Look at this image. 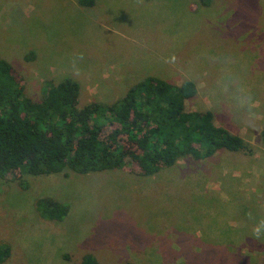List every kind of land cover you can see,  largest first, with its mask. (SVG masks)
Instances as JSON below:
<instances>
[{
	"label": "rangeland",
	"instance_id": "rangeland-1",
	"mask_svg": "<svg viewBox=\"0 0 264 264\" xmlns=\"http://www.w3.org/2000/svg\"><path fill=\"white\" fill-rule=\"evenodd\" d=\"M0 56L35 101L48 82L77 81L80 107L150 76L191 80L187 111L211 110L251 146L151 176L135 161L0 176V240L11 246L0 264H82L88 253L101 264H264V0H0ZM42 198L68 214L45 219Z\"/></svg>",
	"mask_w": 264,
	"mask_h": 264
},
{
	"label": "trees",
	"instance_id": "trees-1",
	"mask_svg": "<svg viewBox=\"0 0 264 264\" xmlns=\"http://www.w3.org/2000/svg\"><path fill=\"white\" fill-rule=\"evenodd\" d=\"M202 3L207 0H199ZM93 5L94 0H80ZM13 65L0 56V176L55 174L67 168L86 174L123 169L130 161L151 176L187 156L202 160L221 149L250 151V144L215 123L211 110L187 111L197 85H176L150 76L112 103L79 106L80 84L72 78L48 82L35 101L26 94ZM264 136V131H263ZM45 219L63 220L67 205L52 198L37 204ZM11 246L0 240V263ZM82 264H101L86 254Z\"/></svg>",
	"mask_w": 264,
	"mask_h": 264
},
{
	"label": "clouds",
	"instance_id": "clouds-1",
	"mask_svg": "<svg viewBox=\"0 0 264 264\" xmlns=\"http://www.w3.org/2000/svg\"><path fill=\"white\" fill-rule=\"evenodd\" d=\"M82 58H83V54L81 53V54L79 55V59H82ZM173 59H175V57H173ZM254 118H255V114L251 116V118H250V122H248V124H252V123H254ZM258 234H259V233H258V230H257V235H258Z\"/></svg>",
	"mask_w": 264,
	"mask_h": 264
},
{
	"label": "crops",
	"instance_id": "crops-1",
	"mask_svg": "<svg viewBox=\"0 0 264 264\" xmlns=\"http://www.w3.org/2000/svg\"><path fill=\"white\" fill-rule=\"evenodd\" d=\"M214 119H215V116H214ZM215 121V120H214ZM216 123V122H215ZM219 126V125H218Z\"/></svg>",
	"mask_w": 264,
	"mask_h": 264
}]
</instances>
